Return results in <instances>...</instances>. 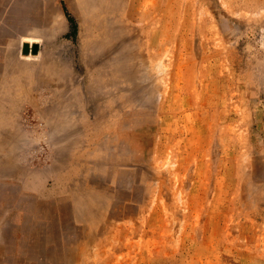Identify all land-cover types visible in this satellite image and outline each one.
<instances>
[{
    "label": "rangeland",
    "instance_id": "rangeland-1",
    "mask_svg": "<svg viewBox=\"0 0 264 264\" xmlns=\"http://www.w3.org/2000/svg\"><path fill=\"white\" fill-rule=\"evenodd\" d=\"M64 2L0 0V264H264V0Z\"/></svg>",
    "mask_w": 264,
    "mask_h": 264
},
{
    "label": "crops",
    "instance_id": "crops-1",
    "mask_svg": "<svg viewBox=\"0 0 264 264\" xmlns=\"http://www.w3.org/2000/svg\"><path fill=\"white\" fill-rule=\"evenodd\" d=\"M66 20H67V18H66ZM14 28L18 33L21 32L20 34L24 38H35L37 40L40 39L41 31L43 29H44L43 31L47 30L46 26H41L40 24H36L34 22H21V23L16 22V25ZM69 29H70V25H69V23H67V21H66V23H65V21H62L59 24H56L53 22L51 25V32L50 31L45 32V36H44L45 40L46 41L53 40L57 35L66 36L69 33ZM25 42L29 43V41H27V40ZM34 42L36 44H38V41H34Z\"/></svg>",
    "mask_w": 264,
    "mask_h": 264
},
{
    "label": "trees",
    "instance_id": "trees-1",
    "mask_svg": "<svg viewBox=\"0 0 264 264\" xmlns=\"http://www.w3.org/2000/svg\"><path fill=\"white\" fill-rule=\"evenodd\" d=\"M63 9V12L67 18V20L69 21L70 24V32L68 33L69 37H74L77 33V23L76 20L74 18V16L69 12V10L67 9L64 0H59Z\"/></svg>",
    "mask_w": 264,
    "mask_h": 264
},
{
    "label": "water",
    "instance_id": "water-1",
    "mask_svg": "<svg viewBox=\"0 0 264 264\" xmlns=\"http://www.w3.org/2000/svg\"><path fill=\"white\" fill-rule=\"evenodd\" d=\"M29 50H30V44L27 43V42L23 43V52L24 53H28ZM37 51H38V45L36 43H34L32 45V52L33 53H36Z\"/></svg>",
    "mask_w": 264,
    "mask_h": 264
},
{
    "label": "bare ground",
    "instance_id": "bare-ground-1",
    "mask_svg": "<svg viewBox=\"0 0 264 264\" xmlns=\"http://www.w3.org/2000/svg\"><path fill=\"white\" fill-rule=\"evenodd\" d=\"M27 41H29V42H33V41H38V40L35 39V38H27Z\"/></svg>",
    "mask_w": 264,
    "mask_h": 264
}]
</instances>
